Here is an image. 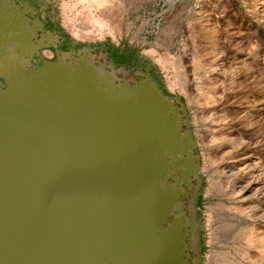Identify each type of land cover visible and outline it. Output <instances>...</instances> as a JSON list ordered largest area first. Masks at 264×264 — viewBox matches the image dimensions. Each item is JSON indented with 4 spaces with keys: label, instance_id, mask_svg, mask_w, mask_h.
Wrapping results in <instances>:
<instances>
[{
    "label": "water",
    "instance_id": "1",
    "mask_svg": "<svg viewBox=\"0 0 264 264\" xmlns=\"http://www.w3.org/2000/svg\"><path fill=\"white\" fill-rule=\"evenodd\" d=\"M33 12L0 0V264L133 253L138 230L161 224L179 200L167 178L196 180L194 204L200 156L183 103L149 72L131 83L103 68L95 47L41 59L55 35Z\"/></svg>",
    "mask_w": 264,
    "mask_h": 264
},
{
    "label": "rangeland",
    "instance_id": "2",
    "mask_svg": "<svg viewBox=\"0 0 264 264\" xmlns=\"http://www.w3.org/2000/svg\"><path fill=\"white\" fill-rule=\"evenodd\" d=\"M31 1L64 48L95 47L103 68L149 72L183 103L200 264H264V0Z\"/></svg>",
    "mask_w": 264,
    "mask_h": 264
},
{
    "label": "flooded vegetation",
    "instance_id": "3",
    "mask_svg": "<svg viewBox=\"0 0 264 264\" xmlns=\"http://www.w3.org/2000/svg\"><path fill=\"white\" fill-rule=\"evenodd\" d=\"M25 1H27L28 5L35 11L32 14L29 13L30 15L28 14L30 19L33 20L37 18L42 22L43 29L41 32L45 33V31L51 30L55 35L48 37L47 40L44 41V43L49 46L40 50L41 59L53 60L57 50L75 48L72 45H67L70 46V48H64L63 45L67 43L65 38L57 34V31L53 30V28L46 23L40 16L39 10H37L34 2L31 0ZM34 26L38 27L36 24H34ZM54 44L57 45L56 48L53 47ZM44 50L50 52L51 58H47V55L43 52ZM37 65H39V63ZM139 78L140 76H137L136 79L128 78L124 80H129L132 83ZM3 85V81L0 79V86ZM170 170L172 171L173 168L170 167ZM177 172H180V170L178 169ZM175 177L176 179L171 177L167 178L165 184H180L179 187H176L177 192L180 194L179 200L171 210H166V208H164L161 212V216L166 214L165 220L161 224L155 222L153 227L147 229L144 234H140L138 230V246L134 247L133 253L114 254V257L110 258L106 256L101 257L102 254L98 253V255H96L97 261L92 264H200V257H198V228L194 230L192 226V214L190 211V208L194 213L196 211V206L194 207L190 203L193 196V187H191L190 184L196 185V180H190V184H184L182 176L179 173ZM142 236L144 238L143 246L140 244V238H142ZM21 258L26 262L27 259H30V255L25 254Z\"/></svg>",
    "mask_w": 264,
    "mask_h": 264
},
{
    "label": "bare ground",
    "instance_id": "4",
    "mask_svg": "<svg viewBox=\"0 0 264 264\" xmlns=\"http://www.w3.org/2000/svg\"><path fill=\"white\" fill-rule=\"evenodd\" d=\"M101 17H103V16H101ZM101 17H97V20H94V18H93V21H96L95 22V24H97L98 26L97 27H99V26H104L105 27V25L107 24V22H106V24H105V22H104V20H103V18H101ZM67 19V18H66ZM71 20H73L72 18H71ZM70 20V21H71ZM75 21V20H74ZM73 21V22H74ZM76 21H77V19H76ZM106 21V20H105ZM105 24V25H104ZM70 26V25H69ZM93 26V25H92ZM71 27V26H70ZM73 27V26H72ZM78 27V26H77ZM76 26L74 27L75 29L77 28ZM85 27V26H84ZM89 27V26H88ZM69 28V27H68ZM79 28V27H78ZM80 28H82V27H80ZM99 28H101V27H99ZM103 28V27H102ZM106 28V27H105ZM72 29V28H71ZM86 29V28H85ZM88 29V28H87ZM108 29V28H107ZM78 30H80V29H78ZM110 30V29H109ZM85 31V30H84ZM112 31V30H111ZM71 32H72V30H71ZM75 33V32H74ZM111 33V32H110ZM109 33V34H110ZM77 34V33H76ZM78 36H80V35H78ZM47 54H50L49 52H47ZM170 89V88H169ZM209 219H210V216H208L207 218H205V224L206 225H208V222H209ZM198 221V220H197ZM199 222V221H198ZM200 225V224H199Z\"/></svg>",
    "mask_w": 264,
    "mask_h": 264
}]
</instances>
